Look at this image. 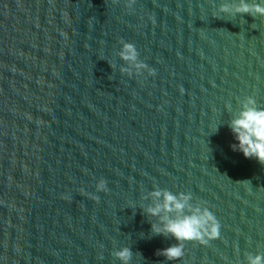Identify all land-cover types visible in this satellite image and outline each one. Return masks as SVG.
<instances>
[{
    "label": "water",
    "instance_id": "water-1",
    "mask_svg": "<svg viewBox=\"0 0 264 264\" xmlns=\"http://www.w3.org/2000/svg\"><path fill=\"white\" fill-rule=\"evenodd\" d=\"M223 2L0 0V264L264 253V164L231 149L228 127L247 96L264 107V15ZM121 40L152 74L120 58ZM154 188L191 193L219 236L160 255L177 242L152 232Z\"/></svg>",
    "mask_w": 264,
    "mask_h": 264
},
{
    "label": "clouds",
    "instance_id": "clouds-1",
    "mask_svg": "<svg viewBox=\"0 0 264 264\" xmlns=\"http://www.w3.org/2000/svg\"><path fill=\"white\" fill-rule=\"evenodd\" d=\"M219 13H250L264 15V0H225L218 6ZM215 15V13H214ZM118 53L139 72L147 69L149 74L154 69L138 59L134 44L121 40ZM122 72L128 71L121 68ZM228 127L234 143L230 144L233 151H238L245 158H255L264 164V107L257 106L252 96H247L240 109L228 121ZM216 130V125L212 129ZM97 191H106V181L101 178L96 183ZM152 203L144 210L149 216L157 217L158 222L151 225L152 232L170 235L177 243L159 251L167 260L174 261L184 255L185 241L207 243L219 236L220 224L212 211L203 203H192V195L187 192H172L168 189L154 188L151 193ZM92 199H96L92 195ZM115 257L121 264H128L131 251L128 247L118 248ZM246 264H264V253L248 254Z\"/></svg>",
    "mask_w": 264,
    "mask_h": 264
}]
</instances>
